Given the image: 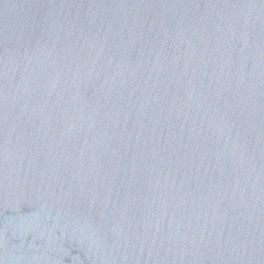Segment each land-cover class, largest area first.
Instances as JSON below:
<instances>
[{"label":"water","instance_id":"1","mask_svg":"<svg viewBox=\"0 0 264 264\" xmlns=\"http://www.w3.org/2000/svg\"><path fill=\"white\" fill-rule=\"evenodd\" d=\"M0 264H264V0H0Z\"/></svg>","mask_w":264,"mask_h":264}]
</instances>
